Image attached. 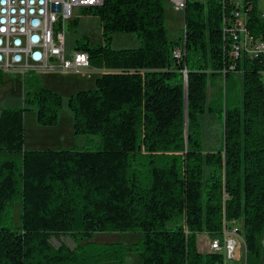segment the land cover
Instances as JSON below:
<instances>
[{"label": "trees", "instance_id": "16d2710c", "mask_svg": "<svg viewBox=\"0 0 264 264\" xmlns=\"http://www.w3.org/2000/svg\"><path fill=\"white\" fill-rule=\"evenodd\" d=\"M166 3L104 0L82 9L100 18L102 43L84 37L75 50L101 73L94 89L70 95L68 108L75 138L98 137L96 148H26L25 113L56 127L64 99L38 71L24 75L22 107L0 114V264H125L130 252L141 264H222L199 250V236L219 237L242 220L245 264H264V57L231 60L223 35L230 3L186 0L176 40ZM244 7L249 34L264 42L259 1ZM118 33L140 46L114 49ZM210 81L223 83L211 101ZM205 114L224 121L221 149H203ZM110 234L141 238L131 246L92 241Z\"/></svg>", "mask_w": 264, "mask_h": 264}, {"label": "built area", "instance_id": "2783aa9c", "mask_svg": "<svg viewBox=\"0 0 264 264\" xmlns=\"http://www.w3.org/2000/svg\"><path fill=\"white\" fill-rule=\"evenodd\" d=\"M177 10H185L186 0H171ZM233 5L231 17L224 18L223 35L229 45V56L236 62L244 58L264 57V42L249 34L245 3L249 0H218ZM260 1V0H258ZM104 0H0V71L19 72L23 77L30 70L39 73L77 72L93 69L87 53L66 57L67 26L74 19V8L99 7ZM54 7H60V10ZM264 17V9L261 8ZM184 48L174 52L182 58ZM235 67L232 65L231 70ZM264 81V74H263ZM239 244L245 249L243 231L233 221L225 224L223 233L209 239L208 252L222 256V264H239ZM246 255V249H245Z\"/></svg>", "mask_w": 264, "mask_h": 264}, {"label": "rangeland", "instance_id": "374dc122", "mask_svg": "<svg viewBox=\"0 0 264 264\" xmlns=\"http://www.w3.org/2000/svg\"><path fill=\"white\" fill-rule=\"evenodd\" d=\"M167 8V28L170 31V39L176 40L182 37L185 29L184 23V11L177 10L176 4L171 0H166ZM262 10L264 9V0H260ZM75 25L67 26L66 32V57L70 59L75 53V43L84 37H88L91 44L102 43V26L99 17L93 14H85L81 8H74ZM140 46V42L133 34H121L118 33L114 36L113 48L125 49L136 48ZM84 53V52H83ZM101 72L98 70H80L77 72H49L44 71L40 73L43 83L47 87H54L61 93L64 99L63 111L60 113L59 124L56 127H43L37 122L36 111H27L25 113V129H26V146L37 142H43L47 140L57 141L63 140L65 137L70 138L73 136V115L68 108V99L71 94L76 91L94 89L95 77ZM19 72H12L5 74V84L0 87V114L4 109H18L23 105L25 82ZM240 80L241 76L238 75ZM78 82L77 89H69V82ZM50 83V84H49ZM52 85V86H51ZM210 89L208 91V99L212 100L220 86H223L222 81H216L209 83ZM241 90V88H240ZM239 90V92H240ZM241 97V94H240ZM241 106V103H240ZM201 131H202V144L205 152L211 150L221 149L224 145V121L218 115L205 114L200 119ZM72 148L74 147H90L96 148L99 143L98 137H79L74 138L71 141ZM67 145V144H66ZM63 144H57L49 146L50 149H68L69 146ZM61 147V148H58ZM45 150V149H40ZM20 205L15 206L14 211V223L20 224ZM241 231H243V220L237 222ZM244 235V234H243ZM206 235H200L198 239V248L200 251H206L208 249V241ZM141 235L136 234H110V235H97L92 241L97 243H122L125 246H131L140 241ZM211 239V238H210ZM65 244L73 246L68 239H62ZM55 246H59L57 240H52ZM237 257L239 264H245V249L242 244H239L237 250ZM116 264V263H106ZM125 264H141V257L138 253H127L125 256Z\"/></svg>", "mask_w": 264, "mask_h": 264}, {"label": "crops", "instance_id": "0c3cea01", "mask_svg": "<svg viewBox=\"0 0 264 264\" xmlns=\"http://www.w3.org/2000/svg\"><path fill=\"white\" fill-rule=\"evenodd\" d=\"M260 3V2H259ZM260 7H261V5H260ZM262 8V7H261ZM73 23V22H72ZM92 70H96V69H92ZM100 75V74H99ZM98 75V76H99ZM97 76V77H98ZM97 77H95V80L94 81H96V79H97ZM50 84V83H49ZM47 86V85H46ZM52 86V85H51ZM69 89H77L78 90V82H76V81H74V82H69L68 83V86H67ZM51 89H53V90H55V91H57L58 89H56V88H54V87H50ZM76 92H78V91H76ZM73 131H74V126H73ZM75 138V136H74V132H73V136L71 137L70 136V138H67V137H65L63 140H55V141H52V140H47V141H43V142H37V143H34V144H31L30 146H28V148H27V146H26V148L27 149H29V150H40V149H50L49 148V146H51V145H54V144H57L58 146H59V144H63V145H68L69 146V148H72V146H74V145H72V143H71V141H72V139H74ZM66 145V146H67ZM58 148H61V147H58ZM206 237V239H209V237L206 235L205 236ZM203 254H208L209 252H208V250H206V251H201Z\"/></svg>", "mask_w": 264, "mask_h": 264}, {"label": "water", "instance_id": "95a60500", "mask_svg": "<svg viewBox=\"0 0 264 264\" xmlns=\"http://www.w3.org/2000/svg\"><path fill=\"white\" fill-rule=\"evenodd\" d=\"M56 8L58 9V11L60 10V7H54V10H56ZM186 93H187V88H186ZM187 100H188V96H186V118H185V121H186V129L188 128Z\"/></svg>", "mask_w": 264, "mask_h": 264}]
</instances>
